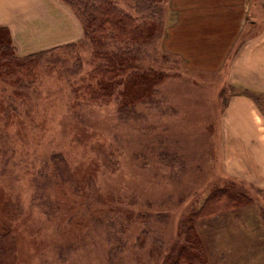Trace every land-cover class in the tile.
<instances>
[{"label": "rangeland", "instance_id": "rangeland-1", "mask_svg": "<svg viewBox=\"0 0 264 264\" xmlns=\"http://www.w3.org/2000/svg\"><path fill=\"white\" fill-rule=\"evenodd\" d=\"M120 7L134 14L130 2ZM159 7L167 27L168 3ZM162 49L160 39L146 46L142 66L165 73L150 102H136L137 118H119L120 97L86 100L96 62L88 42L27 79L1 69L0 211L18 264H161L181 242V222L218 188L246 202L195 222L210 264H264V183L249 179L264 169V152L249 150L250 161L226 117L244 88Z\"/></svg>", "mask_w": 264, "mask_h": 264}, {"label": "trees", "instance_id": "trees-1", "mask_svg": "<svg viewBox=\"0 0 264 264\" xmlns=\"http://www.w3.org/2000/svg\"><path fill=\"white\" fill-rule=\"evenodd\" d=\"M59 1L78 20L82 29L81 38L75 42L19 57L8 28L0 26V72L4 70L5 75H11L16 69L27 79V76L31 77L34 70L43 62L55 64L60 59L58 54L60 50H70L78 44L88 42L94 48L93 58L96 62L89 72V80L84 85L86 100L107 103L115 97H120L119 100L116 98L119 118H137L139 112L135 110L136 102L142 98H144L142 102H150L148 100L152 99V94L157 91L156 85L165 73L162 68H154V64L143 67L142 63L148 57L145 54L146 46L154 43L156 39H160L161 42L164 36L166 27L164 25L162 27L159 19L161 16L159 6L168 0H122L132 4L134 14L122 9L120 0ZM162 51L165 56L170 54L164 49ZM75 65L79 66L80 61L75 62ZM12 81L14 85L25 83L22 80L23 83H19V78ZM29 82L26 80L25 84L28 85ZM240 93L249 96L264 117L262 97L264 93L248 89H243ZM161 156L162 162L168 165L173 164L176 159L175 155L165 152ZM178 163L181 165L182 161ZM244 202L246 200L240 193L224 188L215 190L198 210L193 211L181 222V242L177 241L166 249L167 254L161 264H210L205 245L195 230V222L233 209ZM145 217H151V214H146ZM160 217L164 216L160 214ZM158 251L161 253L160 246ZM0 264H18L15 234L1 211Z\"/></svg>", "mask_w": 264, "mask_h": 264}, {"label": "crops", "instance_id": "crops-1", "mask_svg": "<svg viewBox=\"0 0 264 264\" xmlns=\"http://www.w3.org/2000/svg\"><path fill=\"white\" fill-rule=\"evenodd\" d=\"M167 3L170 20L161 39L164 50L195 69H222L228 84L264 93V0ZM0 26L8 28L20 55L82 36L78 20L59 0H0ZM226 111V117L237 120L232 132L251 161L249 150L264 152V117L254 101L240 92L233 94ZM263 173L258 169L249 179L264 183Z\"/></svg>", "mask_w": 264, "mask_h": 264}]
</instances>
